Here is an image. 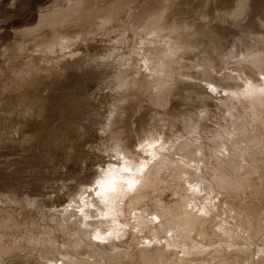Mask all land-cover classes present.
<instances>
[{"label":"rangeland","instance_id":"rangeland-1","mask_svg":"<svg viewBox=\"0 0 264 264\" xmlns=\"http://www.w3.org/2000/svg\"><path fill=\"white\" fill-rule=\"evenodd\" d=\"M74 1L0 0V264H148L150 252L136 250L145 244L139 234L116 248L96 245L95 230H83L68 209L78 211L81 197H91L115 147L135 149L150 133L172 144L165 150L170 165L137 205L178 213L190 207L184 196L192 194L198 205L212 196L205 234L192 233L208 245L198 264L259 255L264 264V160L257 166L243 160L240 175L251 186H214L209 195L173 165L187 160L190 146L206 158L221 155L215 137L232 129L233 108L246 116L236 119L239 127L259 137L254 146L264 143V105L247 89L264 81V0H247L243 23L231 27L211 15L230 0H82L61 13L66 26L39 25L40 13L52 18ZM161 11L149 32V20ZM100 17L104 27H97ZM60 34L73 43L60 47ZM90 59L97 62L83 69ZM230 239L244 250L227 247Z\"/></svg>","mask_w":264,"mask_h":264},{"label":"bare ground","instance_id":"bare-ground-1","mask_svg":"<svg viewBox=\"0 0 264 264\" xmlns=\"http://www.w3.org/2000/svg\"><path fill=\"white\" fill-rule=\"evenodd\" d=\"M81 3H83L82 0H75L70 5H80ZM70 8L76 9V7L55 9L52 13V18L44 13H40L39 25L49 24L52 26H66L69 22L66 21L65 17H61L60 15L63 11L69 10ZM162 14L163 11L151 17L148 22L150 25H147L149 32L154 28L155 22L162 17ZM111 15H114V8L111 11ZM81 17V13H79L77 18L80 19ZM106 22L107 20H105L104 17H100L97 27H104L103 24H107ZM69 37L67 35H57L55 42L59 44L60 47L62 45L68 46L67 44L70 41ZM142 47L141 45V48ZM145 56L147 57V55ZM152 59L154 60L153 57ZM163 59L165 60V58ZM152 65L150 64V67ZM155 69L158 71L157 68ZM247 89L254 95L260 105H264L262 97L264 93V81L260 86L250 83ZM235 96L239 98L238 94ZM152 98L151 101L153 100ZM232 110L229 112V116L232 117V129L219 131L215 137L217 138L216 141L218 146L222 149H218L221 155L215 152L213 157L206 158L204 157L205 154L201 147L197 146L195 149L191 150L192 147L189 145L190 150H186V153L184 152V156H186L187 160L185 162L181 161V165H179L178 162L173 164L178 168L180 176H186V179H189L190 183L192 180H196L195 184L192 183V186L190 184L191 187L195 188L197 185L199 187V184L202 183L208 195L215 192L214 186L222 190L233 191L244 189L247 186L249 187V185L252 184L250 183L251 178L248 179V177H242L240 175V170L245 167L243 160L247 156L253 165L259 160H264V143L262 142L263 144L261 143L259 147L254 146L260 142L257 134H250L245 128L239 127V122L236 123V119H243L246 117L244 112ZM170 147H172V144L164 146L162 137L150 133L139 139L135 149H131L127 143L124 146H117L113 149L114 160H109L106 166L100 167V172L91 185L93 189L91 197L88 198V193L83 197H81L82 195L80 196L82 203L78 205L80 207L78 211L72 208L68 209L72 214H77L83 230L87 231L89 226L95 230L94 235L96 238L93 239V243L98 245L100 242L103 246H106L104 243H108L111 247L116 248L119 242H123V237L127 238L129 235L136 237L139 234L141 238L145 240V244L142 243L136 250L138 252H150V254L147 255L148 259L146 258L148 261H145V263H199L198 260L200 256L198 255L207 252L208 245L195 240L196 238H193L192 233L198 230L199 235L205 234L203 227L204 218L206 214L214 210L216 204L214 200H212V196H207L206 202L200 205L192 201V194L186 197L184 196L186 204H190V207L182 208L178 213L170 209L150 211L147 208L144 209L137 205L145 198L146 195H144V192L146 189L151 188L155 184V180H157L160 171L170 165L167 162L165 153ZM190 162L191 164H189ZM205 173L209 175V178ZM84 191L86 192V189H84ZM227 235L230 237L231 233L227 232ZM232 239L226 244L227 247L230 248L235 246V249L240 248V250H244L239 244L237 246ZM221 245L222 244L219 243V246ZM108 254L113 255L114 252ZM259 256L255 258L251 256L244 263L240 262L238 264H263ZM67 260L73 259L68 256ZM65 262V260L61 259L59 264H65ZM49 264H56V262L53 260L50 261ZM218 264L224 263L220 262Z\"/></svg>","mask_w":264,"mask_h":264},{"label":"clouds","instance_id":"clouds-1","mask_svg":"<svg viewBox=\"0 0 264 264\" xmlns=\"http://www.w3.org/2000/svg\"><path fill=\"white\" fill-rule=\"evenodd\" d=\"M239 0H230L229 6L225 8H214L211 15L215 18V23H218L221 27H231L237 23H243L244 17L246 15V9L240 12L239 15L233 16V10L237 7ZM39 7L47 8L48 5L46 3H42ZM208 19V17L206 16ZM92 65H87L82 67L83 69H87ZM93 67V66H92ZM129 101L122 102L123 105H126Z\"/></svg>","mask_w":264,"mask_h":264},{"label":"snow or ice","instance_id":"snow-or-ice-1","mask_svg":"<svg viewBox=\"0 0 264 264\" xmlns=\"http://www.w3.org/2000/svg\"><path fill=\"white\" fill-rule=\"evenodd\" d=\"M70 7H79V5L72 4V5H70ZM246 7H247V0H239V2L237 4V7L233 10V16L239 15L241 11H243L244 9H246ZM201 19L204 20V21L207 20L206 17H201ZM68 35H71V33L69 32ZM81 38H84V37H77L76 40L79 41ZM84 39H86V38H84ZM71 43H73V42L72 41H69V44H71ZM77 46H79L78 43H77ZM79 59H81V57L77 55L76 58L73 60V62L76 63V61H78ZM96 62L97 61L90 59L88 61V64L87 65H91V64L96 63Z\"/></svg>","mask_w":264,"mask_h":264}]
</instances>
